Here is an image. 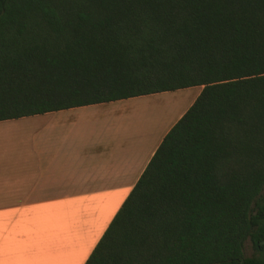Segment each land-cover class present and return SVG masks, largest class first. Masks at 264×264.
<instances>
[{"label":"trees","instance_id":"trees-1","mask_svg":"<svg viewBox=\"0 0 264 264\" xmlns=\"http://www.w3.org/2000/svg\"><path fill=\"white\" fill-rule=\"evenodd\" d=\"M192 87L85 264H264V0H0V122Z\"/></svg>","mask_w":264,"mask_h":264},{"label":"crops","instance_id":"crops-1","mask_svg":"<svg viewBox=\"0 0 264 264\" xmlns=\"http://www.w3.org/2000/svg\"><path fill=\"white\" fill-rule=\"evenodd\" d=\"M166 93L0 122V264L86 263L189 109L144 124L140 106Z\"/></svg>","mask_w":264,"mask_h":264},{"label":"rangeland","instance_id":"rangeland-1","mask_svg":"<svg viewBox=\"0 0 264 264\" xmlns=\"http://www.w3.org/2000/svg\"><path fill=\"white\" fill-rule=\"evenodd\" d=\"M200 90L202 91V88L192 87L175 92H168L166 93L168 95H159L158 97H152V100L148 99L149 101H145L144 104L140 106V109L138 110V112L142 114L140 119H142V122L146 124V120H149V117L155 116V118L161 119L163 114V123L166 124V127L170 126L175 121V119H178L179 115L185 112L196 100V97H198L197 95L200 93ZM172 97L176 99L175 101H172L173 103H171L169 106L172 107V105L175 104L176 106H178L177 110L175 109L174 114L169 110L170 108L167 105L168 101H166V98ZM244 251L247 256H252L253 250L250 241L246 242Z\"/></svg>","mask_w":264,"mask_h":264}]
</instances>
